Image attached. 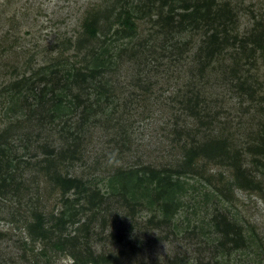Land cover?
Returning <instances> with one entry per match:
<instances>
[{"label":"rangeland","instance_id":"rangeland-1","mask_svg":"<svg viewBox=\"0 0 264 264\" xmlns=\"http://www.w3.org/2000/svg\"><path fill=\"white\" fill-rule=\"evenodd\" d=\"M217 1L228 2L235 12L230 34L247 36L264 25V0ZM151 3L0 0V134L4 133L2 142L10 147L14 173L12 184L3 187L0 194V264H77L52 241L46 245L31 239L27 227L34 220V211L43 214L45 227L56 224L62 215L69 217L63 232L54 229L52 239L78 235L79 244L74 249L84 256L89 249L96 255H112L119 264H264V169L255 163L259 155L248 151L259 145L264 121V54L257 50L246 61L238 46H229L200 78L202 60L195 53L205 37L203 29L173 36L180 42L191 41L190 50L178 58L171 52L169 35L166 37L156 22L159 2ZM108 9L112 12L107 18L101 17L98 38L78 50L75 43L83 22ZM123 9L135 16L133 36L115 32L117 13ZM234 56L243 67L239 77L231 72ZM100 57L104 65L97 63ZM95 63L101 71L95 82L88 83L90 86H72L69 91L58 88L56 94L49 91L50 85L44 88L53 98L66 91L60 103L65 108L60 107L51 118L53 112L38 102L37 93L43 86L40 77L53 75L50 72L56 70L57 75H64L73 65L93 68ZM246 76L256 89L254 100L241 97L236 89L240 78ZM22 79L26 80L14 86ZM188 91H199L206 97L209 112L203 120L193 118L183 108L180 99ZM76 93L82 99L89 97L97 112H92L93 120L84 123L82 131L80 111L74 112L65 102L70 99L78 106L73 97ZM174 129L182 130L186 143L179 140ZM68 131H84L81 158H58L54 168L62 175L88 179L96 185L91 188H99L108 196L106 205L85 213L86 195L71 190L62 196L43 168L45 146L56 151L67 148L72 141ZM217 135H228L231 149L243 151L240 164L259 183L260 190L238 186L235 166L200 156L195 163L197 173L178 178L179 207L167 222L162 221L163 210L155 204L130 212L121 203V182L109 178L116 169L175 165L191 138L202 141ZM122 142L131 148L118 151ZM259 157V161L264 160ZM129 187L130 196L133 191L144 190ZM140 200L145 202V198ZM92 213L95 216L89 228L78 231ZM222 215L240 227L244 245L234 247L216 230L215 217L219 220ZM75 217L80 223L74 222ZM150 219L161 223L152 225Z\"/></svg>","mask_w":264,"mask_h":264},{"label":"trees","instance_id":"trees-1","mask_svg":"<svg viewBox=\"0 0 264 264\" xmlns=\"http://www.w3.org/2000/svg\"><path fill=\"white\" fill-rule=\"evenodd\" d=\"M151 6H154L155 2L158 1V10H157V19L156 22L161 26V30L167 33L166 37L169 35L171 52L175 53L174 56H184L190 50V39L180 42L176 39H173V36L186 31L198 32L203 29L204 38L201 41V44L196 51V57H200L202 62L199 66L200 78H203L206 69L211 64V61H214L215 58L225 51L229 46H238L237 48L241 50V55L244 59L250 60L256 54L257 50H261L264 54V25H258L256 29L249 33L247 36L238 37L237 35H232L229 33V28L232 25V22H235V12L228 4V2H219L217 0H179V3H175L176 0H147L150 2ZM168 6L167 10L164 12L163 7ZM181 9V11H178ZM112 9H108L104 14H96L91 18L86 19L83 22V30L80 34L81 36L76 40L75 46L77 45L78 50L94 42L99 35V24L101 17L107 18ZM109 13V14H108ZM117 25L118 29L115 30L116 33H119L124 36H133L136 34L134 19L135 16L123 9L117 13ZM173 39V40H172ZM251 45L249 48L248 45ZM91 52H95V49L92 48ZM235 65L231 68V72L238 76L242 74L240 71L243 67L238 61V56H234ZM99 60V61H98ZM101 57L97 58V63H103ZM96 61V60H95ZM95 63L94 67H88L84 65L83 68H77L75 65L66 70L64 75H57V71H51L53 75H44L40 77V81L43 82V86L40 88V92L37 93L39 105L42 108L47 109L50 112H53L50 117L52 118L54 112L58 113L60 107L65 108L64 105L60 103L64 100L61 96H66V91H69L72 86H77L81 88L84 85H87L90 81L95 82L97 75L101 71V67ZM250 63V62H249ZM253 64V63H250ZM99 66L95 68V66ZM239 79V78H238ZM26 79L16 81L14 86H20ZM62 82V83H61ZM237 82V81H236ZM33 85V84H32ZM47 85H50L49 91L55 93V89L65 88L64 91H60L55 95L56 98L48 97L44 88H47ZM88 86H90L88 84ZM30 90H33L32 86ZM238 93L241 97L246 96L248 99L254 100L256 89L251 82L247 81V76L240 78L239 83L236 87ZM56 94V93H55ZM73 95V94H72ZM74 100L78 106H74V101L66 100L71 109H74V112L79 110L80 120L79 130L82 131L84 128V123H88L94 111L93 101L89 97H82L76 93L73 95ZM51 98V100L49 99ZM56 99L57 101H55ZM54 100V101H53ZM183 102V108L187 113L196 118L197 120H203L205 115L208 114L209 110L206 112V97H204L199 91H188L180 99ZM58 102V103H57ZM85 102V103H84ZM64 103V102H63ZM84 103V104H82ZM82 104V105H81ZM81 105V109H78ZM76 107V108H75ZM60 112H63L60 111ZM61 113V114H65ZM96 114L97 112L94 111ZM177 117L175 118V120ZM93 120V119H92ZM91 120V121H92ZM209 122V121H208ZM211 122V121H210ZM69 130V129H68ZM178 134V138L183 143H186L187 140L184 138L182 140V130L174 129ZM69 134H72V141L68 142L67 148H61V150L45 149V164L43 168L46 171V174L51 181H55V184L60 188L62 196L69 193L73 190L75 193L86 195L87 201L84 205L85 209H82L83 213L87 210H91L97 206L106 205L108 196L100 191L99 188H91L92 183H89L86 179L79 177H73L68 175H62L58 173L59 170L54 168L56 161L59 158L63 160L67 155L72 159H80V149L82 147V135L77 131L76 134H73L72 131H68ZM189 134V133H188ZM260 143L259 145H254L253 147L248 148L250 153L254 155L264 157V121L259 132ZM187 132H185V136ZM4 133L0 134V194L2 193L3 187H8L12 184L14 180V173L11 170L12 168V157H10V147L2 142L5 140ZM228 135H217L210 136L208 139L196 141L194 138H191V143L189 145L184 144L183 157L181 161L177 162L175 165L171 166H159L155 167L152 165H141L138 167L129 166L127 168H118L116 169L109 178L111 182L115 180L120 181V197L122 202L130 212L151 205H157L163 210L164 219L162 221L167 222L170 220V217L174 214V211L179 207V197L180 195L176 194L181 187L179 177L186 175L188 173H197L195 169L196 159L202 156L208 161H213L216 163H228L236 167V183L238 186L244 189H261L258 182H255L251 175L247 174V169L240 164L243 151L240 149H231V144ZM181 142V143H182ZM122 146L118 151L123 149H130V144L122 142ZM123 148V149H122ZM58 155V157H56ZM258 156L259 160H262ZM255 159V163L261 164L264 169V160L259 161ZM19 162V161H17ZM238 165V166H237ZM15 167V166H14ZM51 168L52 172H51ZM264 172V171H263ZM176 177V178H175ZM258 183V184H257ZM132 186L133 189H144L140 191H133L132 196L129 193H132L129 186ZM181 189V188H180ZM180 194V192H179ZM145 198V202L140 200ZM69 200L65 199V203H68ZM79 210V209H77ZM81 211V210H80ZM77 213V212H76ZM76 213L72 214L76 215ZM64 214V212H63ZM95 213H92L90 218L86 221L80 223L79 218H76L74 222L80 223L78 226V231L87 230L89 228L90 222L92 221ZM34 220L28 223V231L31 235L32 240H42L46 245L51 241L55 248L66 252L69 254L77 264H119L116 261V258L112 255H96L93 251L86 249L87 255L81 254L79 251H75V247L79 244L80 237L78 235L73 236H55V240L52 239L54 236V229L62 231L65 229L66 224L69 223V217L62 215L56 224L51 227H45L44 216L41 212L34 211L33 213ZM152 219H150L151 222ZM153 221V220H152ZM161 222L151 223L152 225L158 226ZM215 228L218 232L223 233L225 239L232 241L234 247L244 245V238L242 236L241 229L238 225L232 223L223 216L217 220L215 217ZM222 225V226H220ZM231 236V237H230ZM201 264H215V263H201Z\"/></svg>","mask_w":264,"mask_h":264}]
</instances>
